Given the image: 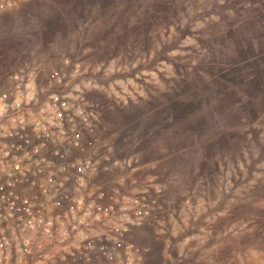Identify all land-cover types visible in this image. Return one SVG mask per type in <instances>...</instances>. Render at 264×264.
<instances>
[{"label":"rangeland","instance_id":"obj_1","mask_svg":"<svg viewBox=\"0 0 264 264\" xmlns=\"http://www.w3.org/2000/svg\"><path fill=\"white\" fill-rule=\"evenodd\" d=\"M77 65L159 189L129 235L143 264H264V0H26L2 19V86Z\"/></svg>","mask_w":264,"mask_h":264},{"label":"built area","instance_id":"obj_2","mask_svg":"<svg viewBox=\"0 0 264 264\" xmlns=\"http://www.w3.org/2000/svg\"><path fill=\"white\" fill-rule=\"evenodd\" d=\"M26 0H0L4 16ZM54 71L40 88L18 71L0 84V264H143L129 235L148 220L157 185L137 142L102 124L93 85ZM85 89V90H84ZM130 150H128L129 148Z\"/></svg>","mask_w":264,"mask_h":264}]
</instances>
